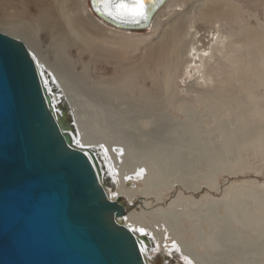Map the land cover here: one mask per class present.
I'll list each match as a JSON object with an SVG mask.
<instances>
[{"label": "bare ground", "instance_id": "1", "mask_svg": "<svg viewBox=\"0 0 264 264\" xmlns=\"http://www.w3.org/2000/svg\"><path fill=\"white\" fill-rule=\"evenodd\" d=\"M159 1L160 0H146L147 11L150 12L147 25H149L148 28L152 27V29L150 32V39L142 41L143 44L147 46L144 54L138 56L132 63L124 62L125 64L123 66L127 68V70L124 69L125 72L120 75H114V77L106 81L95 78L98 80V82H96L98 87H96V89H94V87L91 89V87L90 89L92 92L95 90L97 95L101 96L102 89L107 92L108 86H111L110 88L113 91L118 89L114 87L122 86V89L125 87L129 90H127L128 92L138 89L137 91L146 98L145 104L147 105L139 109L141 112L146 110L152 111L154 109H158L159 112V107L161 109L160 104L164 101V98L166 100L171 98V100L165 103L162 109L169 105L174 106L175 109H183V106L189 102L187 99L188 97L177 98L176 93L178 88L181 87L177 84L178 79L186 77L190 82L183 90L188 94H194L198 100L197 106L199 105L203 109L205 108L206 112L213 113L215 116L232 114V119L238 126L236 125V129L233 127L231 130L230 128L231 131H229L228 137L234 140V144L236 140V144L240 150L251 152L255 156L257 155V157L264 156V23L253 26L250 18L245 15L246 11L238 0ZM181 4L185 5L182 11L173 9V5L176 6ZM89 6H91L93 13L89 12ZM97 7L98 6H92L91 0H47L46 3L38 9L37 13L35 10H24L15 13L14 16L7 17L8 19H2L4 22H0L1 32L9 34L25 43L37 64L44 86H46L47 90L51 93V98L53 97L52 82L57 79L65 85L64 88L83 84L81 83L83 81H81V79H83L80 76L81 74H77V76L81 78V82L79 80L77 82L73 76L71 78L73 74L72 71L75 70L76 72V69H74L73 66V68L71 67V63L74 65L75 62L72 57L69 58V56H66L67 58H64L62 55L63 52L68 55V47L74 48L73 50L76 49L75 53L80 51L83 56H85L88 51L91 53L89 54L92 58L95 56L98 58V61H102V59L109 61V58H120L117 55V51L109 48L110 44L117 45V39L114 41L112 39L114 35L112 34L113 36H110L106 33V28L108 27L105 28L101 26L96 20L102 21L104 24L110 25L113 28L117 27L111 23L116 22L109 17H107L108 20H105L104 17L106 15L103 9L101 8V11H97ZM98 12H100L103 17L99 16ZM2 24H7L9 28L4 27ZM120 25L118 29H125L123 27L126 25ZM132 27L139 29V26L136 25H132ZM118 35L123 36V34ZM41 38L49 40V42L53 44L52 47L51 44L49 45L48 41L46 42L49 47H52L51 49L54 52L51 53L50 48L46 49L47 51L49 50L47 55H50V52L54 56V54L56 55L58 52L63 51L62 53L60 52L63 58L60 53L57 55L61 58L58 56V58L55 56L52 58V55H50L51 58H49V56L45 55L46 53H43V49L42 51L40 49L42 48L39 42ZM37 43L40 46L37 47ZM45 46L47 47V45ZM43 55H45L46 58ZM70 56H72V54H70ZM147 75L148 78L151 76L154 79H152V82L150 81L151 83L154 81L157 84V88L152 93L145 90V86L139 84L141 79H146L145 76ZM84 83H86L85 80ZM83 86L84 85H82V87ZM79 88L81 89V86ZM53 93V95L56 93V95L60 96L54 89ZM111 97L114 98L113 96ZM53 101L52 103L57 110L59 108V103H67V99L60 100L59 98V100L55 101L56 103ZM68 106L69 105H67V107ZM67 111H69L67 114V122L72 124L74 143L86 149V151L93 150L98 154L103 186L105 187V184H108L116 188L112 192H108L106 189L108 196L113 200L121 197L127 205L131 206L129 211L123 215L120 220L134 232L143 234L149 239L151 238L150 243H143L141 246L146 262L152 264L150 262L152 254H148V249L157 251L160 247H164L169 254L181 256L185 264H188L189 261L191 264H201L202 261L200 262V260L204 257V254L197 253V250L193 248V246H196L195 244L200 243V241L193 244L197 239H194L195 241L184 240L186 234L192 232L191 228L193 227L190 226V228H187L185 226L183 228V218L186 216L185 212L183 214H176L177 212L175 211L171 214V210H176L181 203L184 206L183 208L188 209L191 205L199 201H197V199L195 200L193 196L186 195L184 191H179L170 197L168 203L164 202V198L167 197V192L175 187V183L170 184L169 181L170 185H157L158 189H154L156 182L154 180V174L157 171L154 168L156 167L154 166V168H152L151 165L145 167L143 163L138 164L139 161L138 163L134 161L135 158H138L137 152L135 153L133 150H129V153L130 151L132 152L130 153L132 157L130 156L128 158V156H126L128 160L131 159L132 161L130 162L127 160V163L122 162V164L118 166L117 163L113 161V158L110 157V154L112 153V155L116 157L119 153H127L128 150H124L126 146L124 148V145H122L123 141L119 139L118 141L116 139V142H109V147L103 144L102 149H100L99 147H101V145L99 144H102L103 141L99 143L97 142L99 140L95 141V137L93 141L90 139V136H86L89 137L90 141L87 140L86 137V139L83 137L84 134L87 135L90 131L88 133H86L87 131L85 132L86 127L84 128V126H82L83 121L81 115L78 118L77 115L79 114H74L73 107L71 106L68 107ZM102 111L104 112V110ZM137 118L135 116L134 119ZM88 123L87 125H90ZM93 130L94 129H92V131ZM155 135L157 134L155 133ZM107 141L108 140H105V142ZM233 142L231 145L235 147ZM162 146H164V144ZM152 148V150H157V147H155V149L154 147ZM242 159L233 166L224 165L225 167H221L220 171L237 173L246 166V162ZM207 164L206 166L209 167ZM141 165L144 167H141ZM141 170L143 171L141 172ZM215 173L214 175L217 176V172ZM176 179L178 180V178ZM204 181L206 180L204 179ZM206 182L204 185L207 184L211 186V188L217 186L216 178L211 180L208 179V182ZM128 184L131 185L129 186ZM164 184L167 185L168 182L166 181ZM201 184L202 182L197 184L194 183L192 190H200V188H202ZM231 185L233 184L231 183ZM186 187V189L190 188L188 185H186ZM189 190H191V188ZM235 190V195L243 191L241 189ZM262 195L264 196V192ZM152 196H154L153 198L158 203H161V205H153V201L150 200ZM262 207H264V205ZM177 211H179V209H177ZM182 211L185 210L179 212L182 213ZM260 213L262 212L260 211ZM258 215L259 218L262 217L264 219V213ZM184 222H186V220ZM175 223L178 224V226ZM173 224L175 226H172V228L171 225ZM200 224L201 223L195 225L199 226V232L205 235V230L207 229ZM176 228L180 229V231ZM140 229H143V231H140ZM170 229H176V232L173 233ZM193 230L197 231L196 228H193ZM190 235L193 236V234ZM190 238H194V236ZM203 246H201L200 243V245L195 248H199L200 250V248H204ZM214 247L215 243H213L212 239V243H208V248L212 250Z\"/></svg>", "mask_w": 264, "mask_h": 264}, {"label": "rangeland", "instance_id": "2", "mask_svg": "<svg viewBox=\"0 0 264 264\" xmlns=\"http://www.w3.org/2000/svg\"><path fill=\"white\" fill-rule=\"evenodd\" d=\"M46 1L47 0H0V22H4L2 19H8L9 16H14L15 13L24 10H35L37 13L38 9L41 8ZM238 1L246 11L245 15L250 18L253 26H258L264 23V0ZM173 6V9H177L178 11H182L185 8L184 4ZM89 12L93 13L91 6H89ZM96 21L101 26H104L105 28L108 27L106 28V33L110 36L113 34L114 37L112 39L114 41L117 39L116 43L120 46L110 44L109 48L117 51V55L120 58H109V61L106 59L98 61V58L94 55L92 58L90 55L91 53L88 51L85 56H83L80 51L75 53L76 49L73 50L74 48L72 49L71 47H68L69 49L67 48L68 55L64 54L63 51H60L61 53L63 52L62 55L64 58L66 56L73 58L75 63L73 62L74 65L71 63V67L73 66L77 73L73 70L75 74L72 71L74 75L72 74L71 78L73 76L77 82L83 78L81 79V81H83L80 82L83 83L82 85L84 86L82 87V85L77 84L78 87L76 85L64 88L65 85L57 79L52 82V87L55 92L60 94V96L56 95V93L53 95L54 93L52 89V101L54 99L53 102L56 103L55 101L59 100V98L60 100L67 99L68 105L73 107L74 114H79L77 115L78 118L81 115L83 121L82 126H84V128L86 127L85 132L87 131L86 133H88L90 131L87 135L84 134L83 137L90 136L92 141L95 137V141L99 140L97 141L99 143L100 141H103V143L101 142L102 144H99L101 145V147H99L100 149H102L103 144L104 146L109 147V142H116V139L123 141L122 145H124V148L126 146V149L124 150H128V152L119 153L116 157L113 156L112 153L110 154V157L113 158V161L116 162L118 166L122 164V162L127 163L128 159L126 156L129 158L131 156L130 153H132L131 151L129 153V150H133L135 153L137 152L136 154L138 155V158H135L134 161L137 163L139 161L138 164L143 163L145 167H147V165H151L152 168H154V166L156 167L154 168L157 170L154 174L155 179L153 177L156 181L154 185L155 188L153 187L154 189H158V186L161 185L168 186L175 183V187L167 192V197L164 198V202L168 203L170 197L179 191H184L186 195L193 196L195 200L197 199V201L200 202L191 205L188 209L183 208L184 206L181 203L177 209H179L180 212L181 210L185 211L180 213L177 209H173L171 210V214L175 211L177 212L176 214H183L185 212L186 216L184 215L185 217L183 218V228L185 226L187 228L193 226L191 228L193 233H189L193 234L194 238H190L193 236L187 233L185 236L186 239L184 238V240L189 241L197 239L196 241L194 240L195 242H193V244L200 241L201 246L204 245V248H200V250L199 248H195L200 245V243L193 246V248L197 250V253L204 254V257L200 260V262L202 261L201 264H264V219L258 217V214L264 213V207H262L264 205V196L262 195L264 192V156L257 157V155L255 156L251 152H246L242 149L240 150L236 144V140L234 144V140H231L230 137H228L229 131H231L233 127L236 129L238 126L232 119V114L230 115L229 113L226 115L224 114L223 116H215L213 113L206 112L205 108L203 109L199 105L197 106L198 100L194 94H188L183 90V88H185L190 82L186 77L178 79L177 84L181 87L178 88L176 93L177 98L188 97L187 99L189 102L186 101L187 103L183 106V109H175L172 105L166 106L167 108L163 107L162 109V106L171 100V98H168L167 100L164 98V101L160 104L162 110L159 107V112L158 109L141 112L139 109H142L147 105L145 104L146 98L137 91L138 89H134L136 91L133 90L128 92L129 90L125 87L122 89V86L114 87L115 89L118 88V92L117 90L113 91L110 88L111 86H108L107 92L102 89L101 96L97 95L95 90L92 92L91 89H93V87L94 89L98 87L96 82H98L99 79L106 81L114 77V75L122 74L125 72L124 69L127 70V68L123 66L125 64L124 62L132 63L138 56L144 54L147 46H145L142 41L150 39V32L152 29V27L148 28L149 25H147L146 27L139 29L133 28L121 30L106 25L102 21ZM2 25L6 28L8 27L7 24ZM118 34H123L124 37L121 35L119 36ZM47 41L50 45L51 43L49 40L41 38L39 41L42 47L40 49L41 51L43 49V53H46L45 55H47L49 51L46 49L49 48L51 53H54L51 49L53 44H51L52 47H49L46 43ZM40 45L38 44L37 47ZM45 45H47L48 48ZM60 52L57 54L59 55ZM51 53L49 52L50 55H52ZM69 53L72 54V56H70ZM57 54H54L56 58L59 57ZM50 55L47 56L51 58ZM54 56L52 58H54ZM77 74H81V78L77 76ZM101 76L105 78H102ZM145 77L146 79H141L139 84L145 86L144 89L150 91V93L154 92L157 88V84L154 81L151 83L153 79L151 76H149V78L148 75ZM84 80L86 83H84ZM80 86L81 89L79 88ZM102 110H104V112ZM135 116L138 118L134 119ZM85 123L86 125L87 123L90 125L86 126ZM92 129L94 130L92 131ZM155 133L158 136L155 135ZM86 138L90 141L89 137ZM105 140L108 141L105 142ZM232 142L235 147L231 145ZM163 144L164 146H162ZM152 147H154V149L157 147V150H152ZM241 155L243 159L241 158ZM241 159L246 162V166L237 173H230L229 171L223 170L220 171L221 167L224 165L233 166ZM128 161L131 162L132 160L130 159ZM206 164L209 165V167H207ZM144 166L141 165V167ZM215 172H217V176L214 175L216 174ZM205 177L210 180L216 178L217 186H212L213 188H211V186L207 184L204 185L206 181L208 182V179ZM176 178H178V180ZM204 179L206 181H204ZM190 180H194L195 182ZM166 181L168 182L167 185L164 184ZM201 182L202 188H200V190H192L194 183L197 184ZM231 183L233 185H231ZM185 184L188 185L191 190H189L190 188L186 189L187 187ZM105 187L108 192H112L116 189L108 184H105ZM235 189H241L244 192L241 191L238 195H235ZM153 197L154 196L150 197V200L153 201V205H161V203H158ZM260 211L262 213H260ZM185 220L186 222H184ZM198 223H201L200 225L206 227L205 229L207 230H205V235H202V233L199 232L200 227L195 225H198ZM176 225L178 226V224ZM172 226L175 225L173 224L171 227ZM193 228H196L197 231L193 230ZM176 229L170 230L175 233ZM178 230L180 231V229ZM212 239L213 243H215V247L212 249L213 251L208 248V243H212ZM148 254H152L150 259L152 264H185L184 259L181 256L179 257V255L169 254L164 247H160L157 251L148 249Z\"/></svg>", "mask_w": 264, "mask_h": 264}, {"label": "water", "instance_id": "3", "mask_svg": "<svg viewBox=\"0 0 264 264\" xmlns=\"http://www.w3.org/2000/svg\"><path fill=\"white\" fill-rule=\"evenodd\" d=\"M67 105L55 109L25 43L0 31V264H149L151 238L120 220L131 206L108 196L98 154L74 143Z\"/></svg>", "mask_w": 264, "mask_h": 264}, {"label": "snow or ice", "instance_id": "4", "mask_svg": "<svg viewBox=\"0 0 264 264\" xmlns=\"http://www.w3.org/2000/svg\"><path fill=\"white\" fill-rule=\"evenodd\" d=\"M97 3L99 6L96 10L101 11L102 8L104 14L112 19L131 20L136 23L148 19L146 0H97Z\"/></svg>", "mask_w": 264, "mask_h": 264}]
</instances>
